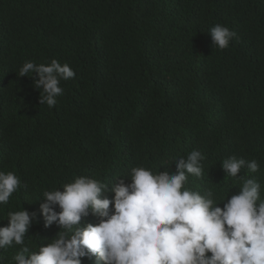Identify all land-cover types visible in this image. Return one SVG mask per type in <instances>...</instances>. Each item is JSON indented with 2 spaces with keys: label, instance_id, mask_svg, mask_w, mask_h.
<instances>
[{
  "label": "trees",
  "instance_id": "1",
  "mask_svg": "<svg viewBox=\"0 0 264 264\" xmlns=\"http://www.w3.org/2000/svg\"><path fill=\"white\" fill-rule=\"evenodd\" d=\"M217 24L236 33L223 50L209 32ZM53 59L76 76L50 108L39 76L19 70ZM192 150L205 157L204 177L189 176V188L238 193L242 181L220 165L236 155L259 162L240 175L257 177L264 199V0H0V170L23 185L0 205V227L9 211L35 212L26 241L38 251L62 231L45 226V190L80 175L110 189L139 166L174 173ZM18 250L0 249V264Z\"/></svg>",
  "mask_w": 264,
  "mask_h": 264
},
{
  "label": "clouds",
  "instance_id": "2",
  "mask_svg": "<svg viewBox=\"0 0 264 264\" xmlns=\"http://www.w3.org/2000/svg\"><path fill=\"white\" fill-rule=\"evenodd\" d=\"M209 32L213 46L221 50L236 36L222 24ZM34 75L39 76L34 87L40 90V104L51 108L63 94L60 82L74 79L76 73L56 59L47 65L26 61L19 76ZM204 159L199 150H192L174 160V173L133 167L127 175L130 183L120 179L110 189L80 175L63 184V191L45 190V226L56 222L62 231L34 251L26 237L36 213L9 211L8 225L0 227V249L19 246L14 264H82L84 257H97L103 264H264L262 185L255 176L240 175L244 168L258 173L259 162L236 155L222 161L225 177L242 181L240 191L224 199L212 189L201 194L188 187L189 176L203 179ZM22 187L15 172L0 170V205H8ZM109 190L114 193L111 199L105 195ZM90 214L99 223L80 228Z\"/></svg>",
  "mask_w": 264,
  "mask_h": 264
}]
</instances>
